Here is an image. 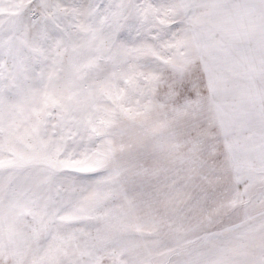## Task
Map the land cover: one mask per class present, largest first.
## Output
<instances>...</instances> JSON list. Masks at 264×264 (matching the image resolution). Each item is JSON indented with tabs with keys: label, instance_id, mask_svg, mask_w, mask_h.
Returning <instances> with one entry per match:
<instances>
[{
	"label": "rangeland",
	"instance_id": "374dc122",
	"mask_svg": "<svg viewBox=\"0 0 264 264\" xmlns=\"http://www.w3.org/2000/svg\"><path fill=\"white\" fill-rule=\"evenodd\" d=\"M0 264H264V0H0Z\"/></svg>",
	"mask_w": 264,
	"mask_h": 264
},
{
	"label": "snow or ice",
	"instance_id": "6c2138e0",
	"mask_svg": "<svg viewBox=\"0 0 264 264\" xmlns=\"http://www.w3.org/2000/svg\"><path fill=\"white\" fill-rule=\"evenodd\" d=\"M51 7L50 5L45 4H35L30 9H28V19H32L37 17V13L41 11V9H47ZM59 17L56 16L54 18V27L50 30V36L54 39H71L72 38V26L70 24H65L63 27L60 26ZM35 22V21H33Z\"/></svg>",
	"mask_w": 264,
	"mask_h": 264
}]
</instances>
